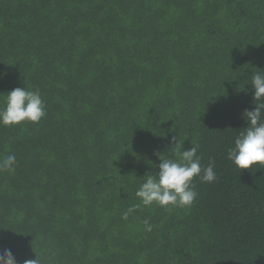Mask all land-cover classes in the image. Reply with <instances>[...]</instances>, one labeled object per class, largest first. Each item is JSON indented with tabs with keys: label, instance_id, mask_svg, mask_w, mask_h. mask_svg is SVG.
<instances>
[{
	"label": "trees",
	"instance_id": "16d2710c",
	"mask_svg": "<svg viewBox=\"0 0 264 264\" xmlns=\"http://www.w3.org/2000/svg\"><path fill=\"white\" fill-rule=\"evenodd\" d=\"M259 71L264 0H0V95L38 89L47 106L38 124L0 125V157L17 160L0 172V252L264 264V167L227 158ZM177 143L198 144L216 181L194 179L191 207L141 205L124 220Z\"/></svg>",
	"mask_w": 264,
	"mask_h": 264
},
{
	"label": "clouds",
	"instance_id": "9594fccd",
	"mask_svg": "<svg viewBox=\"0 0 264 264\" xmlns=\"http://www.w3.org/2000/svg\"><path fill=\"white\" fill-rule=\"evenodd\" d=\"M251 84L254 86L255 108L243 113L248 127L239 133L227 156L239 170L264 167V71L254 73ZM0 96H3V103L0 104V125L18 126L25 122L38 124L47 115L46 103L38 89L15 88ZM176 147L178 159L160 156L159 171L143 178L144 182L135 193L140 203L131 205L122 214L124 220L141 205L150 207L156 204L164 208L191 207L198 196L194 179L199 178L204 183L216 181L215 161L210 159L207 165H203L201 157L197 155L198 144L186 151L179 150V143ZM16 164L15 154L0 157V172H14ZM143 223L145 230L151 232L150 221L145 219ZM0 264H17L10 249L0 252ZM23 264H42V260L36 255V259H26Z\"/></svg>",
	"mask_w": 264,
	"mask_h": 264
}]
</instances>
